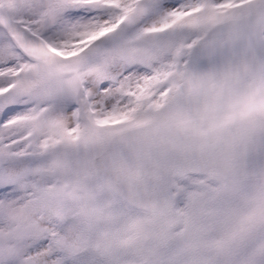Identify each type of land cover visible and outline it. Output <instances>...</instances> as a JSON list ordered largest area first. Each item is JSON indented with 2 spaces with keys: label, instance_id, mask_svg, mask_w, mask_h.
Masks as SVG:
<instances>
[{
  "label": "snow or ice",
  "instance_id": "snow-or-ice-1",
  "mask_svg": "<svg viewBox=\"0 0 264 264\" xmlns=\"http://www.w3.org/2000/svg\"><path fill=\"white\" fill-rule=\"evenodd\" d=\"M0 264H264V0H0Z\"/></svg>",
  "mask_w": 264,
  "mask_h": 264
}]
</instances>
